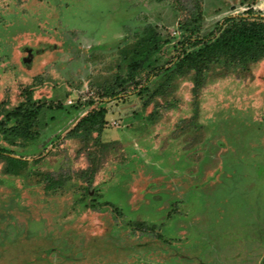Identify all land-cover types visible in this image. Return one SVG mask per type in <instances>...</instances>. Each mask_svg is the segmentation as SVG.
<instances>
[{"label": "rangeland", "instance_id": "obj_1", "mask_svg": "<svg viewBox=\"0 0 264 264\" xmlns=\"http://www.w3.org/2000/svg\"><path fill=\"white\" fill-rule=\"evenodd\" d=\"M230 17L264 0H0V149L25 161H0V264H264V58L131 84L76 127L145 26L165 61Z\"/></svg>", "mask_w": 264, "mask_h": 264}, {"label": "trees", "instance_id": "obj_2", "mask_svg": "<svg viewBox=\"0 0 264 264\" xmlns=\"http://www.w3.org/2000/svg\"><path fill=\"white\" fill-rule=\"evenodd\" d=\"M160 38L150 26H145L133 45L121 48L112 86L104 89L100 106L81 117L76 127L84 129L87 126L92 128L102 126L106 115V109L102 106L103 99H116L122 92H126L131 84L141 94L146 88L144 84L152 78L158 77L160 80L168 81L175 74L192 72L193 80L199 85L208 64L216 61L218 57L234 64L238 61H256L264 58V20L261 18L230 17L226 18L213 34L194 39L183 37L175 47L172 60L164 61L163 54L166 48L162 43L157 44ZM23 114L32 120L35 111L25 108ZM23 132V129H16L15 135L20 137ZM8 154L10 153L0 149V161L4 159L7 162L5 173L16 175L25 161L10 157Z\"/></svg>", "mask_w": 264, "mask_h": 264}]
</instances>
